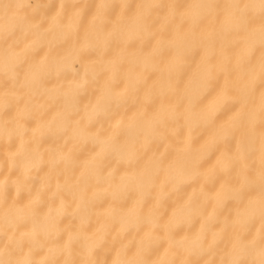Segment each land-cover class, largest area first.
Returning a JSON list of instances; mask_svg holds the SVG:
<instances>
[{
    "label": "bare ground",
    "instance_id": "1",
    "mask_svg": "<svg viewBox=\"0 0 264 264\" xmlns=\"http://www.w3.org/2000/svg\"><path fill=\"white\" fill-rule=\"evenodd\" d=\"M151 2L150 28L143 32L136 25L146 15L144 0H79L42 8L34 19L55 13L35 23L42 35L7 42L26 57L27 70L41 74L45 88L78 94L72 119L85 138L74 141L55 127L61 106L14 93L4 81L0 121L25 131L0 136V183L11 189L0 211L16 213L15 227L0 230V247L18 243L22 258L36 264H227L240 239L253 235L238 228L258 199L247 178L262 164L244 154L248 105L236 68L242 45L228 37L211 45L196 39L215 41L224 23L219 12L194 22L186 12L190 0ZM109 95L118 101L113 114L94 116ZM176 112L182 126L168 122L166 142L142 150L136 166L107 155L106 145L125 123ZM26 150L39 159L25 163ZM184 155L192 157L195 175L174 181L169 172ZM157 162L169 171L156 175L154 187L143 194L128 187L129 177ZM96 164L120 191L93 178ZM33 219H47L50 234H37ZM193 241L212 254L195 255Z\"/></svg>",
    "mask_w": 264,
    "mask_h": 264
},
{
    "label": "clouds",
    "instance_id": "2",
    "mask_svg": "<svg viewBox=\"0 0 264 264\" xmlns=\"http://www.w3.org/2000/svg\"><path fill=\"white\" fill-rule=\"evenodd\" d=\"M54 2L58 6L67 8L76 5L79 0H0V88H3L4 81L7 80L14 93L44 98L51 104L61 106L62 113L55 127L63 135L79 142L85 138V135L72 119L73 114L79 110L78 94L75 91L56 93L45 88L42 76L36 68L33 67L31 71L25 68L26 57L9 50L6 46L9 40H22L29 35H42V33L34 32L35 23L42 17L50 19L55 13L51 16L41 13L39 19L33 17L40 13L42 8H47ZM152 7L151 0H144L146 15L136 25L141 32L150 28ZM186 12L188 18L194 22L216 12L224 17V23L216 32L215 41L207 36H197L196 39L200 43L206 45H211L213 42L222 43L228 37L242 45L236 68L242 76L238 89L241 101L248 105V113L243 121L248 129L244 137V154L245 156L255 154L261 159L262 164L257 172L250 173L247 178L249 191L257 195L258 199L247 210L238 225L240 231H250L253 235H245L240 239L233 250V258L227 261V264H264V132L258 130L259 126L264 125V87H258L264 84V51H260L259 55L256 54L258 49H264V0H190ZM28 21H32V24ZM76 74L82 75L83 70L77 67ZM90 78L95 77L90 75ZM2 102L3 98L0 97V103ZM117 104L115 96L109 95L102 106L93 110V115L107 119L113 114L114 106ZM32 107L36 108V105L33 104ZM183 119V115L176 112L158 121L136 120L125 123L119 131L118 138H114L106 145L107 155L117 163L134 167L139 161L142 150L151 144L166 142L165 125L168 122H171L173 126L181 127ZM24 131L14 126L7 127L3 121H0V136L22 137ZM34 159L38 160L39 155L31 150H26L22 157L25 163H31ZM61 159L63 158L58 157L57 163ZM101 167L100 164L92 166L93 178L108 182L114 192L120 191V183L111 180L110 177L102 176ZM166 171L169 170L164 164L157 162L150 169L129 177L128 187L143 194L154 187L156 175ZM169 175L174 181L194 176L192 157L184 155L179 158ZM10 191V188L0 183V206L5 205V197ZM84 211H87L86 206ZM15 217L16 213L0 211V230H10L15 227ZM121 219L125 224L130 222L127 217ZM33 223L36 233L41 237L50 234L52 225L47 219H33ZM258 225L261 227L258 228ZM189 246L197 256L202 252L206 255L212 254L207 251L205 244L201 241H193ZM22 256L18 243L9 245L6 249L0 247V264H36L35 260L26 261ZM124 264H127V261Z\"/></svg>",
    "mask_w": 264,
    "mask_h": 264
}]
</instances>
